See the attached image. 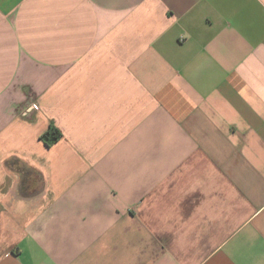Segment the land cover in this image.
<instances>
[{"label": "crops", "instance_id": "crops-1", "mask_svg": "<svg viewBox=\"0 0 264 264\" xmlns=\"http://www.w3.org/2000/svg\"><path fill=\"white\" fill-rule=\"evenodd\" d=\"M0 264H264V0H0Z\"/></svg>", "mask_w": 264, "mask_h": 264}, {"label": "trees", "instance_id": "trees-1", "mask_svg": "<svg viewBox=\"0 0 264 264\" xmlns=\"http://www.w3.org/2000/svg\"><path fill=\"white\" fill-rule=\"evenodd\" d=\"M59 137L58 131L54 127H50L48 131L42 135L41 139L45 145L49 146L56 142Z\"/></svg>", "mask_w": 264, "mask_h": 264}]
</instances>
